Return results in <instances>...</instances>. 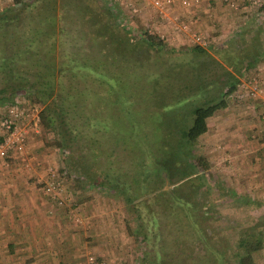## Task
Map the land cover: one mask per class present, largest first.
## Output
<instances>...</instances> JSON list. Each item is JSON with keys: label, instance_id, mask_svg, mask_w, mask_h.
Listing matches in <instances>:
<instances>
[{"label": "trees", "instance_id": "16d2710c", "mask_svg": "<svg viewBox=\"0 0 264 264\" xmlns=\"http://www.w3.org/2000/svg\"><path fill=\"white\" fill-rule=\"evenodd\" d=\"M127 19L111 0H11L0 12V104H14V93L23 91L25 102L40 105V127L64 163L137 212L136 233L152 242L147 264H222L198 213L204 176L194 144L252 61H228L211 48L222 66L201 46H176ZM34 41L55 69L50 84L33 78L39 86L21 90V80L32 77L21 65ZM42 49L36 45L35 55ZM173 219L193 234L188 259L160 250L163 226ZM262 227L239 229L237 264H253Z\"/></svg>", "mask_w": 264, "mask_h": 264}, {"label": "rangeland", "instance_id": "374dc122", "mask_svg": "<svg viewBox=\"0 0 264 264\" xmlns=\"http://www.w3.org/2000/svg\"><path fill=\"white\" fill-rule=\"evenodd\" d=\"M111 2L117 6L122 15L128 18L127 23L133 26V18L134 22L139 19L146 27L151 25L148 21L156 17L144 8L131 12L124 6L123 0H111ZM10 6L11 0H0V12ZM255 8L247 7L249 15H246V18L239 17L245 20L239 29V37L234 36L229 41L212 42L208 41L205 36L207 45L203 48L220 60L221 57L211 48L218 49L228 61L233 58L239 62L252 61V66L238 77L239 83L243 81V84L248 86V78L255 75L262 91L256 98L243 95L239 99L228 96L226 106L216 110L206 119L207 130L197 138L194 153L200 157L201 166L198 169L201 167L199 172L204 176L196 198L200 205L198 213L202 217L201 222L205 228L209 229V226L212 228L211 242L222 247L229 245L236 238L234 233L238 229L261 225L263 226L260 235L261 247L252 253V263L264 264V151L258 153L264 147L257 149L259 148L258 143L261 142V140L258 142V137L264 134V120L261 118V112L254 113L253 119L249 117L250 121L244 119V113L239 115V110L256 105V101L264 100L262 99L264 81L258 70H264V12L261 13V10L263 11L261 8L257 11ZM254 10L260 14L255 16ZM236 12L240 15L244 10H239V12L236 10ZM236 12L228 10L227 13L231 16L229 19H232ZM0 43L2 46L3 43ZM168 43L176 46L186 45L177 40ZM35 44L37 48H43L39 56L34 53ZM26 47L29 56L23 61L21 69H27L32 77H27L28 80H21V90H30L32 87L39 86L36 81V85L32 86L33 78L36 80L40 77L45 84H50L48 75L55 69L50 54H46L44 47L39 46L37 41ZM16 48L20 49V47ZM221 62H223L222 66H227L225 61L221 60ZM15 65L19 68L17 63ZM3 78L6 77L0 73V87L5 83ZM11 81L7 80L6 84L15 86L16 82ZM220 93L215 92L214 97L218 99ZM14 94L13 100L24 101L23 91H17ZM8 105L7 103L0 104V113ZM37 106L40 108V105L37 104ZM257 109L258 107L255 111ZM187 119L190 120V116ZM30 141H35L42 146L40 151L45 152L44 157L50 160L47 170L50 168L55 174L61 171L66 172V177L61 179V187L67 197L63 205L59 207L67 211L68 201L79 206L76 210H73L74 206H71L67 211L69 224L75 223L77 228L74 231L70 230L79 235L75 237V242L73 241L72 244L77 247L78 253L84 254L82 261L78 262L86 264L87 256H92L102 264H147L144 261L145 253L151 251L152 242L149 244L148 239L151 238L144 239L136 233L137 212L128 208L120 199V195L112 193L109 189L93 186L86 179L80 178L72 167L64 163L66 157L60 149L50 144L51 139L43 134L41 127L38 132L30 135L29 143ZM255 153L263 159L256 160ZM26 156L29 157L31 154L28 153ZM9 165V158L0 162L1 168H7ZM35 186L38 188L37 182ZM173 223L174 219L163 226L165 235L160 245L163 244L166 248H160V250L167 255L175 256L171 251L178 244L170 238L188 229L182 220L176 221L175 225Z\"/></svg>", "mask_w": 264, "mask_h": 264}, {"label": "crops", "instance_id": "0c3cea01", "mask_svg": "<svg viewBox=\"0 0 264 264\" xmlns=\"http://www.w3.org/2000/svg\"><path fill=\"white\" fill-rule=\"evenodd\" d=\"M261 6L255 9L257 11L261 8L263 13L264 1ZM247 7L245 0H199L184 8L179 0H173L170 9L163 14L156 13V17L148 21L151 25L147 26L156 33L167 35L171 32L174 20H187L191 22L193 30L204 34L208 41H229L234 36L239 37V29L245 22L239 17L246 18L249 15ZM228 10L244 12L240 15L236 12L234 20L229 19L231 16ZM256 11L254 15L258 16L260 13ZM177 41L184 44L182 37ZM258 70L264 81V70ZM263 102L259 100L256 105L239 110V115L244 113V119L250 121L254 113H264ZM256 107L258 109L255 111ZM258 138V142H261L257 149H262L264 134ZM28 144L31 156L26 158L32 162L30 170L21 166L25 158L23 155L10 156L7 168L0 166V264H81L78 261H82L84 254L78 253L77 247L72 244L79 235L73 233L77 228L75 223L69 224L67 214L71 206H74L73 210L79 206L68 201V207L64 205L68 210H63L35 186L37 180L45 179L50 160L44 157L45 152L40 151L42 146L37 142L30 141ZM261 151L264 149L258 153ZM258 153H255V159H263Z\"/></svg>", "mask_w": 264, "mask_h": 264}, {"label": "built area", "instance_id": "2783aa9c", "mask_svg": "<svg viewBox=\"0 0 264 264\" xmlns=\"http://www.w3.org/2000/svg\"><path fill=\"white\" fill-rule=\"evenodd\" d=\"M173 0H123L124 6L131 12H136L142 8L153 14L166 13ZM249 8L261 6L263 0H245ZM199 0H179L181 7L188 8L198 3ZM142 6V7H141ZM230 6L232 4L230 3ZM160 38L174 42L182 37L186 45H198L205 47L207 45L204 34L193 30L191 22L187 20H174L171 24L170 34L157 32ZM183 44V43H182ZM248 86L239 83L233 95L230 97L241 98L243 95L248 98H256L262 91L261 85L256 76H250L247 80ZM264 104V102H263ZM39 108L35 104H29L25 101L14 100V104H9L4 111L0 113V162L5 158L14 155H23L22 168L30 170L32 162L27 159L29 152V139L32 133L38 132L40 127ZM261 118L264 120V113ZM66 177V173L55 174L50 168L47 170L45 179L37 180L38 189L57 205H63L67 195L61 187V179ZM86 264H102L97 262L92 256H87Z\"/></svg>", "mask_w": 264, "mask_h": 264}, {"label": "flooded vegetation", "instance_id": "af4514ba", "mask_svg": "<svg viewBox=\"0 0 264 264\" xmlns=\"http://www.w3.org/2000/svg\"><path fill=\"white\" fill-rule=\"evenodd\" d=\"M188 229V231H185L184 233H182L181 231L178 232V234L172 235V237L170 238V240L175 241L178 245L179 248H181V250H177L175 252H173V254L177 255L178 257H180L181 259H183V255H185L186 259L190 258L192 256V251L194 249V245L191 244V236L193 235L190 232V229L188 227H186ZM211 229L209 226V229H206V239L208 240V242L213 245L215 248L220 249L222 252V264H237V259H238V250H237V241L239 238V229L234 233V235L236 236V238L233 240V243H230L229 245H224L223 247L215 244L213 242H211ZM192 234V235H190ZM181 240V242H179ZM170 241V242H172ZM235 249L234 251L230 249ZM182 252H185V254H182ZM172 257H175L172 255ZM189 264V263H188Z\"/></svg>", "mask_w": 264, "mask_h": 264}]
</instances>
